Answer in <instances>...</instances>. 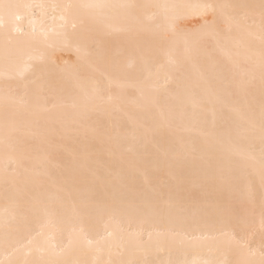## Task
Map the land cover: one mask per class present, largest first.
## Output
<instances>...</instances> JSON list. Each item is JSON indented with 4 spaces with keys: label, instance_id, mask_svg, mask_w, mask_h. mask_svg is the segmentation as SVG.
Returning a JSON list of instances; mask_svg holds the SVG:
<instances>
[{
    "label": "bare ground",
    "instance_id": "bare-ground-1",
    "mask_svg": "<svg viewBox=\"0 0 264 264\" xmlns=\"http://www.w3.org/2000/svg\"><path fill=\"white\" fill-rule=\"evenodd\" d=\"M0 264H264V0H0Z\"/></svg>",
    "mask_w": 264,
    "mask_h": 264
}]
</instances>
